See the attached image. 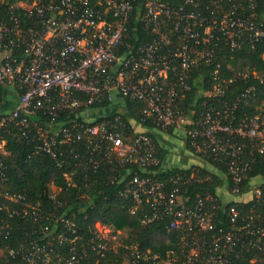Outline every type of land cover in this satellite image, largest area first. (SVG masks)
<instances>
[{"label": "built area", "instance_id": "1", "mask_svg": "<svg viewBox=\"0 0 264 264\" xmlns=\"http://www.w3.org/2000/svg\"><path fill=\"white\" fill-rule=\"evenodd\" d=\"M0 1L1 239L11 236L16 219L38 223L44 218L42 208L31 204L27 192L11 193L7 188L6 158L11 154L6 138L18 130L19 142L33 145L35 157H48L63 172L68 188L85 191L90 175L108 168L143 172L125 181L116 197L129 203L132 215L142 213L143 226L169 219L168 230L177 234L185 257L173 251L165 257L151 256L150 251L142 253L133 247L129 264H232L240 246L264 257L260 212L264 192L261 185L252 183L247 186L249 192H243L255 153L264 156V123L254 117L238 126L229 106L208 109L191 121L180 107L190 91L194 67L211 65L222 47L234 52L264 43V14L258 13V0ZM132 19L142 33L150 35L139 46L132 45L136 36ZM219 70L217 65L207 99L224 94L228 82ZM240 75L248 79L250 73ZM250 94L251 90L244 97ZM5 95L10 102L7 108ZM114 96L125 103L145 104L139 128L150 123L165 134L184 132L197 156L218 163L228 178L224 189L233 200L223 203L218 196L207 195L188 204L186 188L200 182L199 168H192L187 177H174L170 186L159 180V148L147 134L132 137L136 121L127 122L117 114L94 115L99 110L95 105L111 103ZM52 190L50 199L56 200L62 187ZM252 198L259 200V206L244 219L240 205ZM226 206H230V229L221 231L220 237L206 238L215 230V212ZM96 229V238L84 243L81 251L78 245L85 237L76 213L47 215L40 232L26 233L27 240L6 255L16 264H100L108 243L116 237L101 224ZM65 247H69V258L58 252Z\"/></svg>", "mask_w": 264, "mask_h": 264}, {"label": "trees", "instance_id": "2", "mask_svg": "<svg viewBox=\"0 0 264 264\" xmlns=\"http://www.w3.org/2000/svg\"><path fill=\"white\" fill-rule=\"evenodd\" d=\"M206 2L209 3V1ZM258 3V13L261 16L264 14V0H258ZM131 29L134 30L132 35H136L135 41L132 42L133 46H139L150 40V35L142 33L140 26H136L133 19L131 20ZM217 65L220 66L221 78L228 83L224 84L225 91L222 97L207 99L205 94L213 89V72ZM244 72L250 73L248 79L241 77L240 74ZM189 85L190 91L186 93L180 107L191 121H197L198 115L208 109L229 106L235 111V123L238 126L242 125L245 120L254 117H259L264 123V43L255 45L254 48L245 46L234 52L225 47L220 48L211 65L198 64L192 69ZM250 90L251 94L244 97V94ZM109 105L110 103L105 101L100 105H95L94 109H103ZM144 108L145 104L142 102L126 103V113H117V115H123L127 122L129 119L136 121L137 125L131 134L133 138L141 133L147 134L159 148V144L153 136L154 126L147 123L143 129L138 127L142 121L141 112ZM21 136V133L15 130L11 136L6 138L7 149L11 154L10 157L6 158L10 179L7 188L11 193L22 194L27 192L31 204L39 205L42 208L44 218L38 223L22 219L12 221L11 236L7 240L0 238V264H16V261L7 256L6 252L26 241L27 239H24L26 233L40 232V228L47 223V215L65 216L67 211L76 213V222L80 234L85 237L84 242L78 245L79 250L83 251L81 246L96 238L97 224L110 229L113 236L116 237L114 243H108L106 258L102 259L100 264H129L131 258L129 249L133 247H137L142 253L150 251L151 256L161 255L165 257L173 251L178 256L185 257L177 234L168 230L169 219L151 226H143L141 222L142 213L132 215L129 203L116 197L119 192L124 190L125 181L127 182L136 174L142 175V171L138 170L130 174L128 169L108 168L101 170L96 175H90L87 190L79 191L77 188H68L67 179L64 178L63 172L54 167L48 157H35L33 154L34 146L25 140L19 142ZM242 141L240 140V142ZM247 143L250 145V142L247 141ZM187 145L189 150L196 155L188 138ZM165 156V152H160L162 161ZM253 159L254 164L248 172V181L244 183L243 192L245 190L249 192L247 186L251 183L254 186L261 185L264 192V156L255 153ZM210 163L216 168L217 173H212L207 169H199L200 182H195L186 188L184 200L188 204H192L197 196L219 197L218 192L228 184V178L218 163H214L212 160ZM158 172V179L170 186L174 177L178 175L187 177L191 174V169L163 171L161 165ZM77 176L81 179L83 175L78 172ZM53 186L62 187V191L56 200L50 199ZM84 195L87 196L86 199H82ZM59 202H64L68 206L59 208ZM258 202L259 200L252 198L250 202L241 204L239 208L241 217L247 218L252 208L259 206ZM261 202H264V195ZM229 207L226 206L215 212V230L206 234V238L220 237L221 231L227 232L230 229ZM260 212L264 215V209ZM68 251L69 247H65L62 252L58 250L64 258H69ZM90 262H94L93 258ZM232 264H264V257L258 251L247 246H240L237 248V254L233 257Z\"/></svg>", "mask_w": 264, "mask_h": 264}, {"label": "crops", "instance_id": "3", "mask_svg": "<svg viewBox=\"0 0 264 264\" xmlns=\"http://www.w3.org/2000/svg\"><path fill=\"white\" fill-rule=\"evenodd\" d=\"M5 96H6V99L4 100L5 102L4 106L7 108V106L10 105V102L8 100L9 99L8 96L7 95ZM115 99H120L121 102L123 103V106L125 105L126 107V103L121 97L114 96L112 102L110 103L108 107L99 109L98 111H96V113H94V115L96 117H100V116L109 117V116H113L117 114V113H113V114L103 115V113H101L103 112V110L105 109L107 110L111 106V104L114 102ZM118 113H121V112H118ZM153 136L155 137L156 141L159 144V152H165L166 154L165 159H163L162 161L163 171L164 170L165 171L166 170H188L192 168H199V169H207L208 171L212 173H217L216 168L212 164L205 161L202 157H198L193 152H191V150H189L188 145H187V139H186L184 132L181 131V132H175L172 134H165V133L160 132L157 129H154ZM160 137H162L161 138L162 142L158 140V138ZM167 140H175L176 142H178L177 143L179 144L178 148H176L175 150H173V152H171L169 150V145H168ZM218 193H219V198L223 200L224 203H230L233 200V198L229 195V192H227L226 189L221 190Z\"/></svg>", "mask_w": 264, "mask_h": 264}, {"label": "rangeland", "instance_id": "4", "mask_svg": "<svg viewBox=\"0 0 264 264\" xmlns=\"http://www.w3.org/2000/svg\"><path fill=\"white\" fill-rule=\"evenodd\" d=\"M126 107L125 105L123 106V103L121 102L120 99H115L114 102L111 104V106L106 110H103V115H106V114H113V113H118V112H121V113H125L126 112ZM162 137L158 138V140L160 142H162ZM168 141V145H169V150L171 152H173V150H175L176 148H178V145L177 144L178 142H176L175 140H167ZM105 235V234H104Z\"/></svg>", "mask_w": 264, "mask_h": 264}]
</instances>
